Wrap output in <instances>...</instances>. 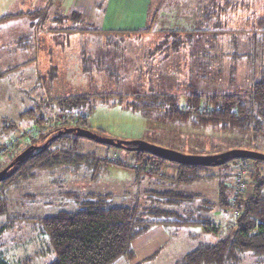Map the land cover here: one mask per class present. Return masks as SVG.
<instances>
[{"label": "rangeland", "instance_id": "obj_1", "mask_svg": "<svg viewBox=\"0 0 264 264\" xmlns=\"http://www.w3.org/2000/svg\"><path fill=\"white\" fill-rule=\"evenodd\" d=\"M238 1L236 2L239 4L238 8L228 14L230 27L225 28L231 31H224L227 36L215 32L212 40L211 31L208 33V30L204 29L205 41H198L196 35L198 33L193 32L187 55L183 53L184 43H176L175 48L170 50L172 43L161 36L158 38L160 28L169 30L185 28L183 24L185 16L180 8H176L173 23L167 24L171 18L169 15L170 18L164 19L162 25L152 27L149 32L142 34L149 35L145 36L144 40L138 38L136 34L127 38L124 36V40L118 42L122 47L117 51L120 53H114L119 57H114L111 50H107L108 56L104 60L105 65H109L107 68L102 67L96 73L77 75L62 73L65 86L80 85L78 89L81 93L78 95H85L89 101L98 96L97 104L87 117L86 129L116 140H139L188 155H217L233 149L264 154V140L252 138L249 132L232 133L193 127L188 123L164 120L153 107L132 105L134 99L139 103L149 101V91L171 95L192 89L205 93L231 91L236 87L243 91L247 90L259 74L253 75L257 71V65L256 67L252 65L256 60L252 62L249 56L252 41L248 38L251 37L250 33L248 31L247 36L239 29L245 20L252 19L251 14L254 11L258 16H264V0ZM240 1L247 3L248 7L241 5ZM179 4L177 2V6ZM192 20L194 21V15ZM231 34L235 35L234 44H229L228 36ZM4 37H0L5 39L0 42V48L3 56L8 58L4 51L9 46L7 44L9 37ZM22 40L18 45L23 46L22 44L26 42L25 36ZM204 50L208 54L206 60L198 56V52ZM170 53H175L174 57H169ZM7 58L1 59L3 67L0 65V71H4L0 75V170L28 146H43L53 135L45 137L37 144L33 141L60 125L58 99L40 96V75L29 71L27 79L19 81L18 71L21 68L11 72L18 67L14 65V61ZM25 62L28 65L22 70L33 69V62ZM139 63L141 66L137 67L136 64ZM231 76L236 87L229 86ZM35 106H39L40 113L44 116L43 120L36 121L29 116L18 117L19 112ZM65 115L63 120L65 119L66 126H77L71 125L74 111ZM12 122L15 124H11ZM68 145L74 146L83 155L97 159L118 160L128 165H132L135 160L132 152L124 147L103 144L77 135L65 136L53 143L51 148L60 150L61 147ZM12 169L11 167L8 171L11 172ZM102 171L98 179L91 182L84 166L77 172L71 166L36 168L31 177L15 179L0 185V193L6 197V213L0 220L11 221L10 229L0 237V254L3 258L10 264L19 263L26 255H31V264H45L52 258V255L45 254L47 237L42 233L36 217L76 208V202L73 201V197L66 196V191L108 193L111 194L109 199L113 204L129 205L134 203L144 189L154 187L159 189V185L150 184V181L153 183L159 181L154 178L155 176L141 173L137 176L133 169L109 164ZM202 173H213L214 177L179 185V188L186 192H200L204 197L213 199L217 193V184L224 180L227 184L225 193L232 200L238 195L235 192L238 178H242L245 189L239 194L247 198L254 194L255 173L263 181L264 193V161L261 160L252 162L248 158L239 161L235 159L228 161L226 166H210ZM143 201L147 203L145 199ZM210 214L218 227V234L204 232L200 226L162 224L170 234L169 243L159 253L140 264H171L199 241H213L222 236L235 221V209L231 207L225 211L214 209ZM125 260L126 257L123 256L113 264H125ZM255 262L250 252H246L239 264H258Z\"/></svg>", "mask_w": 264, "mask_h": 264}, {"label": "trees", "instance_id": "obj_2", "mask_svg": "<svg viewBox=\"0 0 264 264\" xmlns=\"http://www.w3.org/2000/svg\"><path fill=\"white\" fill-rule=\"evenodd\" d=\"M188 1L178 0L175 2V7L180 8L183 14H191L189 18L191 25L184 29L160 28L162 29H158L160 34L163 32V34L173 35L176 43L181 44L187 42L178 36L181 33L187 35L188 40L193 37V32L198 33L196 35L202 36L201 39L205 41L204 29H207L208 33L211 31L212 40H214L215 32L227 36L224 31H231L226 29L230 27L228 14L236 10L239 4L232 0H195V6L187 11L181 5ZM177 2L181 5L177 6ZM251 15L252 19L245 20L239 30L247 36L250 33L251 37L248 38L252 41L249 56L252 62L256 60L252 64L254 67L257 65V71L253 75L259 74V77L249 85L247 90L243 91L234 86V78L231 76L229 86L236 87L231 91L218 90L205 93L192 89L171 95L149 91V101L139 103L137 99H134L132 105L141 106L142 104L153 107L159 111L160 117L167 121L232 133L249 132L252 138L264 140V16H258L255 11ZM9 16L11 15H1L0 20ZM76 16L78 17L77 14ZM152 27L154 25L137 30L110 32L142 33L149 32ZM234 36L233 34L228 36L229 44L235 43ZM3 72L0 71V75ZM97 97L90 101L85 95L58 99L60 125L42 134L33 143L37 144L45 137L68 127L63 118L65 114L72 111H74V118L71 125L88 128L87 117L97 104ZM40 112L39 106H35L19 112L18 117L29 116L40 121L44 118ZM68 135L76 137L73 133H64L57 138L54 137L55 139L52 138L45 147L41 145L34 149L0 181V185L15 179L31 177L36 168L48 169L59 166H71L75 172L84 166L92 182L98 179L102 170L112 164L133 169L137 176L139 173L155 176L154 178L159 181L156 183L150 181V184L159 185V189L155 187L144 189L134 203L129 205L113 204L109 199L111 194L108 193L66 191V196L73 197V201L76 202V208L36 217L42 233L47 237L45 254L52 255L45 264H113L123 256L131 259L133 257L131 242L147 232L152 225L159 223L200 226L204 232L218 234V227L210 212L214 209L225 211L230 207L235 209V221L222 236L213 241H199L171 264H239L246 252H250L255 258V263H264L263 181L255 173L256 184L253 196L246 198L238 194L234 197L233 204L225 193L227 184L224 180H220L217 184V193L213 199L204 197L200 192H186L179 188V185L214 177L213 173H202L210 166L173 163L142 150H128L135 158L132 165H128L118 160L110 161L107 158L97 159L83 155L71 145L61 147L60 150L51 148L53 143ZM235 159L239 161L246 158H233L228 161ZM250 160L257 161V159ZM228 161L220 165L226 166ZM169 164L171 165L168 166ZM144 199L147 203L143 201ZM5 203L6 197L0 193V219L6 213ZM10 225V220H0V237L10 229ZM23 258L17 264L32 263L31 255ZM0 264L10 263L0 254Z\"/></svg>", "mask_w": 264, "mask_h": 264}, {"label": "crops", "instance_id": "obj_3", "mask_svg": "<svg viewBox=\"0 0 264 264\" xmlns=\"http://www.w3.org/2000/svg\"><path fill=\"white\" fill-rule=\"evenodd\" d=\"M240 3L248 7L247 3ZM195 4V0H189L182 6L188 11ZM175 6L174 0H0V16L12 14L0 20V37H9V46L4 51L8 58L3 56L0 48V65L1 59L14 61L13 64L18 68L11 72L21 68L18 71L21 82L27 79L29 71L39 74L42 98L60 99L78 95L81 93L78 89L80 85L65 86L62 73H96L102 67L107 68L109 65H105L104 61L108 56L107 50H111V55L120 53L117 51L122 47L118 42H122L124 36L127 38L136 34L143 40L145 36H149L142 35L147 32L110 31L137 30L153 25L157 28L169 15L171 18L169 17L167 24L170 25L175 20ZM183 15V24L187 28L191 25V14ZM24 36L26 42L23 46L18 45ZM160 36L172 43L170 50L175 48L176 39L173 35L159 33L158 38ZM178 36L187 41L182 47L183 53L187 55L188 45L193 38L188 40L185 34ZM201 37L197 35V40L203 41ZM3 40L5 39H0V42ZM205 52L199 51L198 56L206 60L208 54ZM174 54L170 53L168 56L174 57ZM114 57L119 56L114 54ZM25 61L33 62V69L22 70L28 65ZM136 66L141 65L139 63ZM169 241L170 234L167 229L162 224H154L131 242L133 257H126L125 264H140L146 261L159 253Z\"/></svg>", "mask_w": 264, "mask_h": 264}, {"label": "water", "instance_id": "obj_4", "mask_svg": "<svg viewBox=\"0 0 264 264\" xmlns=\"http://www.w3.org/2000/svg\"><path fill=\"white\" fill-rule=\"evenodd\" d=\"M64 133H73L77 136L86 137L97 142L108 144L115 147H124L130 151L142 150L151 153L152 155H156L161 157L164 160L173 162V163H183V164H193V165H204V166H216L225 163L226 161L233 158H248V159H257L264 161V154L244 150V149H233L229 150L217 155H188L176 150L161 148L159 146L142 142L139 140H116L107 136H103L99 133L91 131L86 128L73 126V127H65L63 129L58 130L52 137H49L43 144L45 147L48 142L59 135ZM39 145H30L25 148L20 154H18L12 162H10L6 167L0 170V181L3 180L10 173L8 171L9 168L15 169V166L19 164L30 152L34 149H37ZM12 169V170H13ZM8 172V173H7Z\"/></svg>", "mask_w": 264, "mask_h": 264}, {"label": "built area", "instance_id": "obj_5", "mask_svg": "<svg viewBox=\"0 0 264 264\" xmlns=\"http://www.w3.org/2000/svg\"><path fill=\"white\" fill-rule=\"evenodd\" d=\"M244 187H245V183L242 181V178H238V182L235 185V192L239 194L245 189ZM232 202L234 203V199H232Z\"/></svg>", "mask_w": 264, "mask_h": 264}]
</instances>
